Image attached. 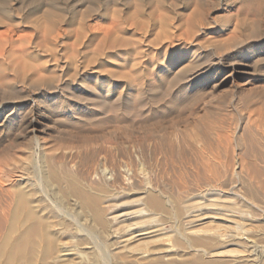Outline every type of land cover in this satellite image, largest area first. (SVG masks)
<instances>
[{"label":"rangeland","instance_id":"obj_1","mask_svg":"<svg viewBox=\"0 0 264 264\" xmlns=\"http://www.w3.org/2000/svg\"><path fill=\"white\" fill-rule=\"evenodd\" d=\"M0 77V153L22 152L38 117L103 137L208 127L200 161L171 167L190 191L196 170L224 185L246 130V162H264V0H0Z\"/></svg>","mask_w":264,"mask_h":264},{"label":"bare ground","instance_id":"obj_2","mask_svg":"<svg viewBox=\"0 0 264 264\" xmlns=\"http://www.w3.org/2000/svg\"><path fill=\"white\" fill-rule=\"evenodd\" d=\"M42 123L26 125L22 152L0 153V264H264V162H246L251 130L238 166L227 157L224 185L217 170L202 188L196 170L190 191L171 167L200 161L208 127L103 137Z\"/></svg>","mask_w":264,"mask_h":264}]
</instances>
